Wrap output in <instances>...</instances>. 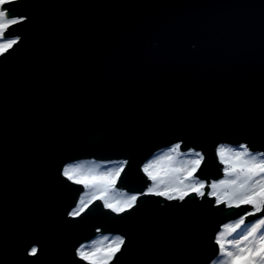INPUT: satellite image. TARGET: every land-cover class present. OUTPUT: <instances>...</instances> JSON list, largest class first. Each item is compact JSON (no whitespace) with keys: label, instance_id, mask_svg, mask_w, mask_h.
Instances as JSON below:
<instances>
[{"label":"water","instance_id":"1","mask_svg":"<svg viewBox=\"0 0 264 264\" xmlns=\"http://www.w3.org/2000/svg\"><path fill=\"white\" fill-rule=\"evenodd\" d=\"M34 2L29 39L0 74V240L7 262L24 260L22 238L43 245L35 264H70L72 243L95 237L91 217L101 211L62 225L73 189L82 190L60 183L62 160L129 150L150 158L175 123L217 132L241 124L259 140L264 0ZM217 171L209 162L203 174ZM142 199L107 225L130 237L119 264H197L212 225Z\"/></svg>","mask_w":264,"mask_h":264},{"label":"snow or ice","instance_id":"2","mask_svg":"<svg viewBox=\"0 0 264 264\" xmlns=\"http://www.w3.org/2000/svg\"><path fill=\"white\" fill-rule=\"evenodd\" d=\"M38 6L34 0H0V74L9 70L12 58L28 41L27 29L36 19ZM166 132L170 144L150 158H137L129 150L112 159L66 158L57 165L62 185L82 186L73 189L62 225H79L94 210L101 211L99 219L91 217L96 238L76 239L70 264H119L130 237L107 225L134 213L144 203L143 197H160L161 203L172 202L167 207L187 209L212 225L206 230L197 264H264V106L259 140L241 124L217 132L175 123ZM209 162L218 170L212 178L203 174ZM126 182L127 186L118 187ZM136 183L139 187L133 186ZM218 216L222 222L216 220ZM20 244L24 260L7 262L0 240V264H35L43 254L38 241L21 238Z\"/></svg>","mask_w":264,"mask_h":264},{"label":"trees","instance_id":"3","mask_svg":"<svg viewBox=\"0 0 264 264\" xmlns=\"http://www.w3.org/2000/svg\"><path fill=\"white\" fill-rule=\"evenodd\" d=\"M163 149H166V148H163ZM163 149H160V150L156 151L155 153L161 152ZM94 238H96V237H94Z\"/></svg>","mask_w":264,"mask_h":264},{"label":"rangeland","instance_id":"4","mask_svg":"<svg viewBox=\"0 0 264 264\" xmlns=\"http://www.w3.org/2000/svg\"><path fill=\"white\" fill-rule=\"evenodd\" d=\"M164 150H165V149H163L162 151H164ZM162 151H161V152H162ZM84 159H91V158H84ZM98 160H99V159H98ZM93 239H94V238H93Z\"/></svg>","mask_w":264,"mask_h":264}]
</instances>
